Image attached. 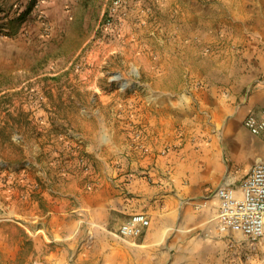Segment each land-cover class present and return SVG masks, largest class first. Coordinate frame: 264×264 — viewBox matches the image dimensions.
<instances>
[{
	"label": "rangeland",
	"instance_id": "374dc122",
	"mask_svg": "<svg viewBox=\"0 0 264 264\" xmlns=\"http://www.w3.org/2000/svg\"><path fill=\"white\" fill-rule=\"evenodd\" d=\"M259 109L264 0H0V264H134L120 179L216 141L208 174L238 189L256 160L229 140L264 148ZM221 229L233 264H264V239Z\"/></svg>",
	"mask_w": 264,
	"mask_h": 264
},
{
	"label": "crops",
	"instance_id": "0c3cea01",
	"mask_svg": "<svg viewBox=\"0 0 264 264\" xmlns=\"http://www.w3.org/2000/svg\"><path fill=\"white\" fill-rule=\"evenodd\" d=\"M232 137L228 149L236 158L244 159V170L254 160H264V148L257 150L247 134ZM196 154H188L184 167L176 155L154 158L148 154L136 164L150 176H123L120 188L113 189L112 209L127 206V220L136 213H144L151 220L140 236L118 245L134 264H233L232 235L221 229L218 219L221 200L217 189L233 188L234 184L224 182L223 174H208L216 159L198 168ZM125 188L129 195L123 194Z\"/></svg>",
	"mask_w": 264,
	"mask_h": 264
},
{
	"label": "built area",
	"instance_id": "2783aa9c",
	"mask_svg": "<svg viewBox=\"0 0 264 264\" xmlns=\"http://www.w3.org/2000/svg\"><path fill=\"white\" fill-rule=\"evenodd\" d=\"M246 128L256 136L264 137V109L250 112ZM236 189L221 186L217 194L221 200L218 218L223 226L240 231L253 240L264 239V160L256 162ZM151 225L144 213H136L122 225L123 237L140 236Z\"/></svg>",
	"mask_w": 264,
	"mask_h": 264
},
{
	"label": "bare ground",
	"instance_id": "6f19581e",
	"mask_svg": "<svg viewBox=\"0 0 264 264\" xmlns=\"http://www.w3.org/2000/svg\"><path fill=\"white\" fill-rule=\"evenodd\" d=\"M216 144H217L216 141H214L211 144H206L203 146L202 150H200V153H197L196 155H194L195 156L194 161L197 162L196 166L198 168H201L202 165H205V164L210 165L214 162V153H215ZM236 191H237L236 193L239 194V190H236Z\"/></svg>",
	"mask_w": 264,
	"mask_h": 264
}]
</instances>
